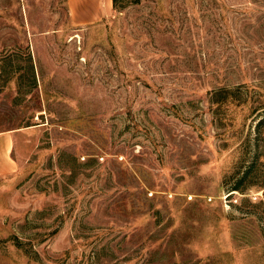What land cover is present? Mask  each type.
Returning <instances> with one entry per match:
<instances>
[{"label":"rangeland","instance_id":"rangeland-1","mask_svg":"<svg viewBox=\"0 0 264 264\" xmlns=\"http://www.w3.org/2000/svg\"><path fill=\"white\" fill-rule=\"evenodd\" d=\"M0 264H264V0H0Z\"/></svg>","mask_w":264,"mask_h":264},{"label":"crops","instance_id":"crops-1","mask_svg":"<svg viewBox=\"0 0 264 264\" xmlns=\"http://www.w3.org/2000/svg\"><path fill=\"white\" fill-rule=\"evenodd\" d=\"M65 5L71 22L77 26L96 23L114 10V0H65ZM10 146L11 135L8 132H0V166L4 165L5 159L7 164H12L8 161Z\"/></svg>","mask_w":264,"mask_h":264},{"label":"trees","instance_id":"trees-1","mask_svg":"<svg viewBox=\"0 0 264 264\" xmlns=\"http://www.w3.org/2000/svg\"><path fill=\"white\" fill-rule=\"evenodd\" d=\"M122 0H114V8H117Z\"/></svg>","mask_w":264,"mask_h":264}]
</instances>
